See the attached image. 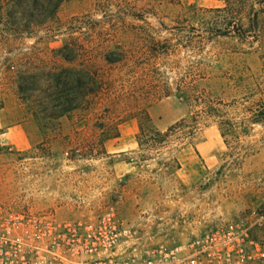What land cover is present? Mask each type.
Instances as JSON below:
<instances>
[{"label": "rangeland", "instance_id": "374dc122", "mask_svg": "<svg viewBox=\"0 0 264 264\" xmlns=\"http://www.w3.org/2000/svg\"><path fill=\"white\" fill-rule=\"evenodd\" d=\"M56 1L0 0V264L29 252L26 215L111 213L123 257L228 224L264 255V0ZM77 78L78 108L55 119ZM205 105L226 138L203 117L139 145L145 113L164 133Z\"/></svg>", "mask_w": 264, "mask_h": 264}, {"label": "built area", "instance_id": "2783aa9c", "mask_svg": "<svg viewBox=\"0 0 264 264\" xmlns=\"http://www.w3.org/2000/svg\"><path fill=\"white\" fill-rule=\"evenodd\" d=\"M23 229L18 264H255L264 256L255 240L233 225H222L186 242L154 247L144 255H120L123 233L111 213L91 223H62L50 216L26 215L13 224ZM9 232V230H8Z\"/></svg>", "mask_w": 264, "mask_h": 264}, {"label": "trees", "instance_id": "16d2710c", "mask_svg": "<svg viewBox=\"0 0 264 264\" xmlns=\"http://www.w3.org/2000/svg\"><path fill=\"white\" fill-rule=\"evenodd\" d=\"M67 0H58L54 4L53 11L56 10L63 2ZM235 1V2H234ZM243 0H232L229 1L226 7L222 9H216L217 12H225L228 14H235L239 10L243 9ZM88 83H83V81L80 78H77L74 82L70 83H64L62 85V90L60 91L61 94H64L65 99L61 101L60 98H57L55 100L59 101L58 105H55V110H57V114H55L53 117L55 119H58L60 117H63L65 114L75 110L78 108L77 105H73L72 99L69 98V96H77L79 89L86 87ZM58 88V87H57ZM206 107L203 109L201 114L192 117L191 121L188 119H183L176 124L172 125L166 132L161 133L159 132L153 125L150 116L145 113L141 118L138 120V127H139V133L137 135V139L139 142V145H141V141L143 139H148L158 142L161 145L165 144L168 139L170 138V134L173 131H187L189 134H195L198 130V124L199 120H201L203 117L206 118H215L217 119L219 129L221 131L222 137L226 138L228 134V128L230 127V121H227L223 119L221 116V111L219 109H216L215 107H212L211 105H205ZM262 122V120H256L253 121L254 124Z\"/></svg>", "mask_w": 264, "mask_h": 264}]
</instances>
